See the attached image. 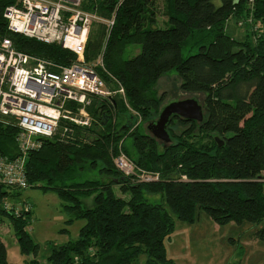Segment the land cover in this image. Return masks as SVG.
<instances>
[{"label":"trees","instance_id":"trees-1","mask_svg":"<svg viewBox=\"0 0 264 264\" xmlns=\"http://www.w3.org/2000/svg\"><path fill=\"white\" fill-rule=\"evenodd\" d=\"M15 3L0 0V43L8 38L17 51L59 67L78 63L58 44L11 32L3 14ZM162 4L165 28L157 26ZM83 9L114 21L93 23L84 55L87 65L102 56L106 72L98 71L113 95L91 97V127L62 120L54 137L27 154L28 188L56 192L68 223L86 221L78 240L31 264H175L166 243L177 221L193 224L200 211L221 226L251 223L253 238L264 241V0H83ZM233 18L247 28L245 40L227 34ZM133 46L141 51L127 58ZM173 71L184 93L205 96L206 113L202 123L174 117L165 145L141 124L158 119L165 96L156 88ZM129 108L142 117L134 130ZM19 134L0 121V154L9 160L22 155ZM120 153L135 164L136 177L116 167ZM143 172L159 180L140 181ZM86 173L98 178L82 181ZM22 190L0 181V214L11 218L22 253L36 256L31 210L7 204ZM87 199L92 206H84ZM0 264H14L1 237Z\"/></svg>","mask_w":264,"mask_h":264},{"label":"built area","instance_id":"built-area-1","mask_svg":"<svg viewBox=\"0 0 264 264\" xmlns=\"http://www.w3.org/2000/svg\"><path fill=\"white\" fill-rule=\"evenodd\" d=\"M3 16L11 32L58 44L78 57L77 64L59 67L17 51L8 38L0 43V121L20 129L22 153L15 160L0 154V181L27 189V154L41 147L39 139L54 137L62 120L91 127L93 119L86 112L91 97L105 99L113 95L98 71L99 67L106 70L102 56L87 65L84 55L93 23L104 22L112 27L114 21L84 10L83 0H16ZM69 130L66 127L64 133ZM114 163L126 176L138 175L137 167L125 154L120 153ZM139 178L153 182L159 180V175L143 172Z\"/></svg>","mask_w":264,"mask_h":264},{"label":"rangeland","instance_id":"rangeland-1","mask_svg":"<svg viewBox=\"0 0 264 264\" xmlns=\"http://www.w3.org/2000/svg\"><path fill=\"white\" fill-rule=\"evenodd\" d=\"M215 2L220 5V0H215ZM167 23L166 5L162 4L157 26L165 28ZM246 31L247 28L239 26L235 18L227 23V34L235 39L245 40ZM140 51V47L133 46L127 52L126 57L132 58ZM156 90L159 97L165 96L161 110L170 103L180 100L195 98L201 105L205 100L202 94L184 93L176 71L164 76L159 81ZM129 110L137 117L138 123L133 127L134 130L142 123V117L132 109L129 108ZM86 112L88 113L87 109ZM148 124V122H143L141 131L149 134ZM83 176L82 181L98 178L90 173ZM7 204L9 209L15 208L17 212L31 210L27 231L34 243L39 246L36 256L23 254L15 237L11 218L0 214V237L7 248L9 262L14 264H31L35 259L46 263L54 247L78 240L80 230L86 223L82 219L68 223L65 203L54 191L27 188L22 190L18 198L8 200ZM83 204L85 207H90L92 200H83ZM255 230L256 227L251 223L218 225L206 213L200 211L197 221L193 224L177 221L175 232L171 240L166 243L168 257L173 259L175 264H264V241L253 238Z\"/></svg>","mask_w":264,"mask_h":264},{"label":"water","instance_id":"water-1","mask_svg":"<svg viewBox=\"0 0 264 264\" xmlns=\"http://www.w3.org/2000/svg\"><path fill=\"white\" fill-rule=\"evenodd\" d=\"M205 113L203 105L195 98L172 102L162 110L157 120L148 124L147 129L149 135L154 139L165 145H170L172 138L168 127L174 117L202 123L205 119Z\"/></svg>","mask_w":264,"mask_h":264},{"label":"crops","instance_id":"crops-1","mask_svg":"<svg viewBox=\"0 0 264 264\" xmlns=\"http://www.w3.org/2000/svg\"><path fill=\"white\" fill-rule=\"evenodd\" d=\"M170 240H171V239H170ZM170 240H169V241H170ZM167 249H168V248H167ZM167 253H168V250H167ZM172 260H173V259H172Z\"/></svg>","mask_w":264,"mask_h":264}]
</instances>
